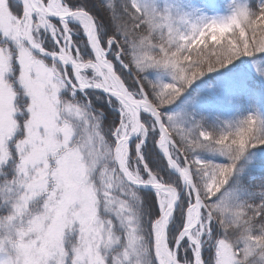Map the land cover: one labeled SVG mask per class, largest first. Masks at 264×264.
Returning <instances> with one entry per match:
<instances>
[{
  "label": "snow or ice",
  "instance_id": "snow-or-ice-1",
  "mask_svg": "<svg viewBox=\"0 0 264 264\" xmlns=\"http://www.w3.org/2000/svg\"><path fill=\"white\" fill-rule=\"evenodd\" d=\"M0 264H264V0H0Z\"/></svg>",
  "mask_w": 264,
  "mask_h": 264
}]
</instances>
